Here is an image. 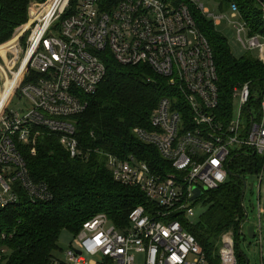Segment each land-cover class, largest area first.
Returning <instances> with one entry per match:
<instances>
[{
	"label": "built area",
	"instance_id": "2783aa9c",
	"mask_svg": "<svg viewBox=\"0 0 264 264\" xmlns=\"http://www.w3.org/2000/svg\"><path fill=\"white\" fill-rule=\"evenodd\" d=\"M190 4L215 27L224 22L232 26L242 49L264 64V38L250 35L234 4L228 14L216 16L199 0L30 3L26 49L19 52L16 45L10 51L12 67L0 65V76L5 82H13L0 109V210L17 201L13 189L17 182L33 203L53 199L47 185L30 179L17 149L18 144H30L34 127L61 134L60 142L71 158L86 155L68 118L85 112L88 104L84 97L94 95L106 76L100 53L108 49L123 66L149 67L168 81L170 89L152 114V131L137 128L135 135L155 146L174 172L154 174L136 156L122 160L109 155L107 167L114 179L143 191L150 206L132 210L123 229L104 214L94 217L65 251V260L56 256L51 264H210L197 239L178 217L190 220L195 216L193 205L201 198L192 200L194 190L205 193L226 184L231 177L229 164L242 151H252L264 160V92L254 98L256 104L252 102V83L237 86L233 89L231 118L219 114L213 52L197 29ZM26 71L29 78L36 74L38 79L21 89L24 107L14 111L8 105ZM235 101L239 105L237 120ZM255 176L261 186L264 162ZM258 210L261 219V201ZM242 227L243 223L239 235ZM254 230L255 237L260 235L263 251L261 224ZM5 239L6 235L0 234V243ZM7 254V249L0 247V260ZM218 257L219 264H239L233 231L222 236Z\"/></svg>",
	"mask_w": 264,
	"mask_h": 264
},
{
	"label": "trees",
	"instance_id": "16d2710c",
	"mask_svg": "<svg viewBox=\"0 0 264 264\" xmlns=\"http://www.w3.org/2000/svg\"><path fill=\"white\" fill-rule=\"evenodd\" d=\"M32 1L0 0V46L9 42L16 29L28 22ZM220 1L221 12L236 5L250 35L264 38V0ZM189 7L197 29L213 52L220 92L218 112L230 119L235 87L252 83L253 103H256L254 98L263 94L264 64L250 52L235 56L214 23L194 5ZM6 46L0 47V53ZM100 56L106 66L104 80L94 95L84 97L88 104L85 112L68 118L76 127L75 138L86 155L71 158L60 142L61 134L51 133L44 127L33 128L30 144L17 145L30 179L35 184L47 185L53 199L33 203L24 187L19 182L14 184L17 201L0 210V234L6 235L0 247L8 252L0 264H51L58 256V243L64 231L76 237L86 222L101 214L123 229L128 225L132 210L139 206L149 207L143 191L114 179L107 167L109 155L122 160L136 156L147 163L154 174L174 172L155 146L141 142L135 135L137 128L152 131V114L160 100L170 93L168 81L145 65L119 64L108 49ZM28 72L22 76L12 98L21 94V89L29 82L38 79L36 74L29 78ZM8 83L7 80L4 93ZM2 92L0 88V95ZM263 162V158L252 151H242L229 164L231 177L226 184L218 190L205 192L193 205L207 208L202 222L193 225L186 217H178L197 239L210 264H219L221 238L229 231L235 234L239 264H249L238 243L239 229L246 217L242 204L243 177L259 174Z\"/></svg>",
	"mask_w": 264,
	"mask_h": 264
},
{
	"label": "rangeland",
	"instance_id": "374dc122",
	"mask_svg": "<svg viewBox=\"0 0 264 264\" xmlns=\"http://www.w3.org/2000/svg\"><path fill=\"white\" fill-rule=\"evenodd\" d=\"M200 5H204L206 9L210 11L211 14L216 16H223L224 14H228L229 12H221V1L220 0H199ZM230 15V14H229ZM28 27L29 22H27L24 26L16 29L12 39L7 42L6 48L3 50V57H0V65L6 66L11 64L12 54L10 51L13 47L19 46V52H23L26 49L27 39H28ZM216 31L219 32L225 39L228 41V44L233 52V54L237 57L244 56L246 52L242 49L241 45L238 43L237 35L235 29L224 22L221 26L216 27ZM9 43V44H8ZM12 43V44H10ZM4 44V45H6ZM1 45V46H4ZM0 46V47H1ZM21 50V51H20ZM8 67V66H7ZM0 74L1 71H0ZM8 77H10L8 69H7ZM9 82L12 80L7 79ZM5 83L2 75L0 76V84L3 87ZM9 84V83H8ZM2 94L0 95L1 104L5 99V95L7 94V88H4ZM24 98L21 94H16L11 102L10 109L17 111L24 107ZM0 104V105H1ZM4 106V105H3ZM238 101H235V111H234V120H237L238 115ZM230 179V178H229ZM244 187L246 185V191L244 193L243 198V206L244 212L248 214V217L245 218L243 222V227L241 234L239 236V248L244 257L247 258L249 264H264V214L259 218V210L258 205L261 201V207L264 209V181L261 186H259V179L257 176L245 175L243 177ZM195 216L190 219V222L193 225H198L202 222L203 215L206 213L207 208L201 204H197L195 207ZM262 226V238H263V251L260 244V235L257 234L256 237L250 238L248 235V229L250 227L258 228V225ZM75 236L70 234L67 231H64L59 240V249L57 251V255L65 260L64 254L72 244H74Z\"/></svg>",
	"mask_w": 264,
	"mask_h": 264
},
{
	"label": "water",
	"instance_id": "95a60500",
	"mask_svg": "<svg viewBox=\"0 0 264 264\" xmlns=\"http://www.w3.org/2000/svg\"><path fill=\"white\" fill-rule=\"evenodd\" d=\"M245 191H246V185H245V187H244V190H243V193H242V197L244 196ZM203 195H204L203 191H201V190H199V189H195V190H194V197H193L192 200L195 201V200H197V199H199V198H202ZM242 204H243V198H242ZM243 208H244V206H243ZM244 210H245V209H244ZM246 218H247V216H246ZM248 235H249L250 238H254V237H255V230H254V227H250V228L248 229Z\"/></svg>",
	"mask_w": 264,
	"mask_h": 264
},
{
	"label": "bare ground",
	"instance_id": "6f19581e",
	"mask_svg": "<svg viewBox=\"0 0 264 264\" xmlns=\"http://www.w3.org/2000/svg\"><path fill=\"white\" fill-rule=\"evenodd\" d=\"M12 83H13V82H9V85L7 86V94L5 95L6 97H5L4 101H3V103L1 104L0 109L3 107V105L5 104L7 98H8V96H9V94H10V88H9V86H10Z\"/></svg>",
	"mask_w": 264,
	"mask_h": 264
}]
</instances>
